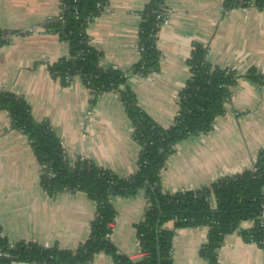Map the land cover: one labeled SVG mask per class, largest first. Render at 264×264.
I'll return each instance as SVG.
<instances>
[{"label": "crops", "instance_id": "0c3cea01", "mask_svg": "<svg viewBox=\"0 0 264 264\" xmlns=\"http://www.w3.org/2000/svg\"><path fill=\"white\" fill-rule=\"evenodd\" d=\"M105 7L85 29L88 44L100 57L101 70L128 74L139 59V28L151 0H105ZM171 12L155 37L159 68L154 74L128 76L126 87L136 106L157 126L169 128L178 110V95L190 77L195 44L206 49L211 67L234 72L235 84L222 116L205 135L179 143L159 174L163 193L206 188L250 171L264 152V80L246 77L249 69L264 76V10L254 7L223 12L222 0H161ZM61 12L60 0H0V31L17 37L0 48V93L26 101L32 118L56 134L69 164L91 162L120 177L137 169L140 147L118 92L95 95L79 76L68 83L53 78L50 68L69 57L67 43L45 28ZM41 169L29 140L0 111V229L9 244L20 241L73 251L89 236L96 204L80 191L50 196L40 183ZM115 211L109 240L132 261L142 258L136 225L148 208L144 191L131 198L111 197ZM173 229V222L164 226ZM250 231L253 222L242 225ZM206 228L175 231L174 264H209L200 250ZM89 264H114L105 253ZM216 264H264V251L235 232L224 238Z\"/></svg>", "mask_w": 264, "mask_h": 264}, {"label": "trees", "instance_id": "16d2710c", "mask_svg": "<svg viewBox=\"0 0 264 264\" xmlns=\"http://www.w3.org/2000/svg\"><path fill=\"white\" fill-rule=\"evenodd\" d=\"M252 1L257 9L264 10V0H223V6L225 9L247 7ZM105 2L60 0V19L44 27L67 43L69 57L53 65L50 73L65 84L66 79L79 76L95 95L119 93L134 127L133 139L140 147L137 169L133 175L120 177L85 160L77 159L69 164L56 134L47 123L32 118L28 103L14 94L0 93V111L8 113L13 128L26 136L32 146L41 169L43 190L50 196L62 191H80L96 204L89 236L73 251L24 241L11 247L0 229V264H89L99 253L110 256L114 264H174L172 239L175 231L184 228L207 229V242L200 255L209 264H216L217 250L224 238L235 232L264 251V223L259 221L264 204V152L259 153L254 170L223 178L206 188L169 194L163 193L159 185V174L175 147L188 138L210 132L215 118L224 114L230 100L229 89L236 81L234 72L209 66L206 49L195 44L188 62L189 80L178 95L179 116L169 128L157 126L136 106L126 79L130 75L144 77L158 71L159 53L155 47L158 31L154 24L161 0H151L142 14L138 47L142 51L128 74L101 70L100 55L88 44L86 26L105 7ZM97 4L101 10L96 8ZM5 34L18 35L0 31V38ZM9 42L0 39V47ZM246 77L256 83L264 80L254 69H249ZM140 191L145 193L148 208L136 225V237L146 256L132 261L119 254L109 240L115 220L110 199L131 198ZM250 221L254 223L252 231L241 228ZM168 222H173L172 230L164 227Z\"/></svg>", "mask_w": 264, "mask_h": 264}, {"label": "built area", "instance_id": "2783aa9c", "mask_svg": "<svg viewBox=\"0 0 264 264\" xmlns=\"http://www.w3.org/2000/svg\"><path fill=\"white\" fill-rule=\"evenodd\" d=\"M241 4L243 5V3L241 2ZM251 6L249 5V6H247V7H239V9H243V10H245V9H247V8H250ZM96 8L98 9V10H101V5L100 4H97L96 5ZM238 8V7H237ZM222 9H223V12L225 11V12H227V11H229V10H232V9H225L224 8V6H223V0H222ZM235 9V8H234ZM156 17H155V20H156V22H155V24H154V27L157 29V31H159L161 28H163V27H166L167 25H168V23H169V18H170V16H171V12L168 10V9H166V8H163V7H161V10L159 11V12H157L156 14ZM57 18H59L60 19V13H59V15H58V17ZM89 21V20H88ZM17 37V35H10V34H5V35H3L0 39H5V40H8V41H11V40H13L14 38H16ZM1 48V47H0ZM140 51H142V49H138V52H140ZM152 74H154V73H152ZM151 75V74H150ZM130 76H133V75H130ZM134 76H137V77H142L140 74H137V75H134ZM67 80V82L69 81L68 79H66ZM179 116V110H177V112L175 113V118L176 117H178ZM80 160H83V159H80ZM259 221H260V223L261 224H263L264 223V204L262 205V207H261V213H260V216H259ZM10 246L12 247V245L10 244ZM141 256H142V258L143 257H145L146 256V254L145 253H143L142 251H141V254H140ZM2 257V254H1V252H0V258Z\"/></svg>", "mask_w": 264, "mask_h": 264}, {"label": "rangeland", "instance_id": "374dc122", "mask_svg": "<svg viewBox=\"0 0 264 264\" xmlns=\"http://www.w3.org/2000/svg\"><path fill=\"white\" fill-rule=\"evenodd\" d=\"M250 6L256 8V7L254 6L253 1H252V3L250 4ZM251 170H254V166H253V168H252ZM252 230H253V229H252ZM252 230H250V231H252Z\"/></svg>", "mask_w": 264, "mask_h": 264}]
</instances>
